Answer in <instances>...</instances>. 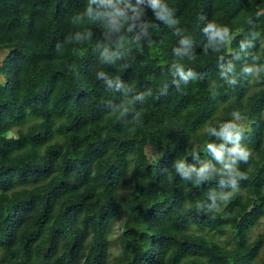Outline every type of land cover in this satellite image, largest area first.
<instances>
[{
  "label": "trees",
  "instance_id": "16d2710c",
  "mask_svg": "<svg viewBox=\"0 0 264 264\" xmlns=\"http://www.w3.org/2000/svg\"><path fill=\"white\" fill-rule=\"evenodd\" d=\"M0 54V264H264V0H0Z\"/></svg>",
  "mask_w": 264,
  "mask_h": 264
},
{
  "label": "rangeland",
  "instance_id": "374dc122",
  "mask_svg": "<svg viewBox=\"0 0 264 264\" xmlns=\"http://www.w3.org/2000/svg\"><path fill=\"white\" fill-rule=\"evenodd\" d=\"M2 58V54H0V60ZM0 79L2 80L3 77L0 76ZM147 152L149 154V156L154 159L157 157V155L155 154V152L153 150H151V147H147ZM131 184L130 182L125 184V187L121 190L122 192H126L129 188H130ZM122 224H123V219L117 218L115 221H113L112 223V228H111V232H110V237L112 240V256L116 255L119 251H120V243L118 241L119 238V234L122 231Z\"/></svg>",
  "mask_w": 264,
  "mask_h": 264
}]
</instances>
